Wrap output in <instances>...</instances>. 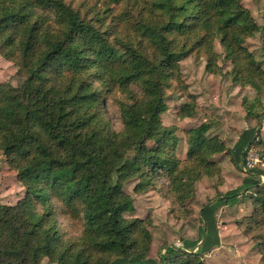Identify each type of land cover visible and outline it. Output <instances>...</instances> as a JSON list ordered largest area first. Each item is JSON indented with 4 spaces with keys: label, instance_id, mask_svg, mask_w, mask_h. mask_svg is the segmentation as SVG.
Masks as SVG:
<instances>
[{
    "label": "trees",
    "instance_id": "1",
    "mask_svg": "<svg viewBox=\"0 0 264 264\" xmlns=\"http://www.w3.org/2000/svg\"><path fill=\"white\" fill-rule=\"evenodd\" d=\"M85 3L87 13L65 0H0V53L24 74L18 86L0 82V151L25 189L15 204L0 200V264H154L148 218L124 216L134 210L125 182L136 180L141 193L163 181L164 197L182 206L196 181L217 172L216 154L228 152L202 122L184 129L177 155V126L162 114L171 82L185 84L180 60L203 57L211 74L221 73L219 59L229 61L234 84L264 90V68L245 45L257 31L264 44V21L241 0ZM110 96L120 129L105 116ZM188 103L178 118L193 116ZM248 144L264 152L263 140ZM259 172H249L257 215L249 229L264 225ZM257 240L264 262V235ZM204 250L162 253L159 264H205Z\"/></svg>",
    "mask_w": 264,
    "mask_h": 264
},
{
    "label": "rangeland",
    "instance_id": "2",
    "mask_svg": "<svg viewBox=\"0 0 264 264\" xmlns=\"http://www.w3.org/2000/svg\"><path fill=\"white\" fill-rule=\"evenodd\" d=\"M65 1L86 11V0ZM241 2L250 10L256 22L263 24L264 0ZM245 45L253 53L258 64L264 68L262 31H257L247 38ZM215 49L221 52L218 42L215 43ZM219 64L222 66L221 73L211 74L204 69L203 57L196 60L193 56L183 57L180 60V73L185 84L171 82L165 91L168 109L162 114L164 124L177 126V155L180 158L184 157L185 153L184 129L208 122V134L224 140L228 151L216 154L217 172L210 178L196 181L193 197L187 199L182 206L171 204L170 200L164 197L161 191H165L166 183L163 181H158L154 187L141 193L133 190L136 180L126 181L124 184V189L133 198L134 205L133 212L124 213V216L148 218L147 226L151 233L148 260L154 264H159V256L162 253L171 255L170 251L178 249L195 251L203 245L205 250L202 259L205 264H264L261 259V246L257 240V234L264 235V225L253 224V229L247 228L248 224L252 223V216L257 217L251 198V195L256 194L251 186L254 177L249 173L251 171L243 172L240 168L243 149L250 140L257 138L264 141V90L256 91L250 86L234 84L228 73L230 62L219 59ZM23 79L24 74L19 71V66L0 53V82L15 87L20 85ZM188 102L195 106L193 116L178 118L176 109ZM105 116L115 129L121 128L114 96L107 99ZM244 178L249 180L243 185ZM260 183L263 184L261 181ZM235 192L237 194L227 199L222 197ZM24 194V187L14 179V173L9 169L5 155L0 151L1 202L15 204ZM205 205L207 207L201 213ZM203 215L207 216L206 221ZM58 220L61 229H70L66 220L60 217ZM237 221H240L238 225ZM220 229L222 232L219 237L217 234ZM243 230L248 233L244 234ZM221 237L224 242L222 246L217 243ZM216 238L218 240H215ZM185 241L194 242L196 245L189 249L184 246ZM39 264L57 263L45 257Z\"/></svg>",
    "mask_w": 264,
    "mask_h": 264
},
{
    "label": "built area",
    "instance_id": "3",
    "mask_svg": "<svg viewBox=\"0 0 264 264\" xmlns=\"http://www.w3.org/2000/svg\"><path fill=\"white\" fill-rule=\"evenodd\" d=\"M240 168L243 172H249L254 169L260 170L259 179L264 183V152L253 144H247L243 149Z\"/></svg>",
    "mask_w": 264,
    "mask_h": 264
},
{
    "label": "crops",
    "instance_id": "4",
    "mask_svg": "<svg viewBox=\"0 0 264 264\" xmlns=\"http://www.w3.org/2000/svg\"><path fill=\"white\" fill-rule=\"evenodd\" d=\"M248 179H249V178H248ZM211 218H212V217H211ZM217 229H218V228H217ZM218 231H219V230H218ZM221 232H222V230L220 229V232H219V234H217V236L221 235ZM219 237H220V236H219ZM215 240H218V239L216 238ZM192 243H193V242H187V241H185V245H184V246L190 247ZM217 243H218L219 245L222 246V244L224 243V242L222 241V237L217 241Z\"/></svg>",
    "mask_w": 264,
    "mask_h": 264
}]
</instances>
